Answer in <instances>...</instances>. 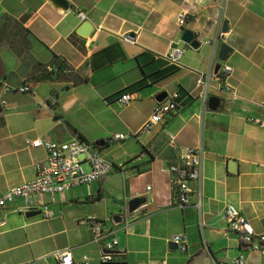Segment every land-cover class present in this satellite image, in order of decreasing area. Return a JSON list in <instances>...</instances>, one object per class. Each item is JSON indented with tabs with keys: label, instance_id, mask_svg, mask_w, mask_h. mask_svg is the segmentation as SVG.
Instances as JSON below:
<instances>
[{
	"label": "crops",
	"instance_id": "0c3cea01",
	"mask_svg": "<svg viewBox=\"0 0 264 264\" xmlns=\"http://www.w3.org/2000/svg\"><path fill=\"white\" fill-rule=\"evenodd\" d=\"M64 1L66 8L52 0H0V192L35 177V164L46 157L42 147L30 145L35 140L65 142L79 134L89 144L102 142L98 153L114 169L55 196L49 219H25L14 205L0 209V264H57L55 252L66 249L77 262L85 257L99 264L90 216L113 231L123 264H228L239 254L246 264H264L263 255L240 246L224 219L232 205L250 233L264 231V128L247 121L264 119V0ZM181 11L189 20L179 28ZM85 21L92 31L82 38L76 30ZM183 30L201 47L170 65L163 55L181 45ZM124 34L135 44L122 42ZM222 45L230 50L228 84L239 98L232 104L215 90ZM60 59L70 72L48 73ZM200 75L208 80L207 99L220 100L214 112L196 85ZM22 84L36 95L4 92L5 85ZM174 92L182 98L176 114L149 134L105 144L114 134L138 131L155 97ZM124 94L127 104L118 102ZM198 146L201 179L192 185L191 200L199 199L200 209H181L166 167L175 148ZM229 160L236 162L235 173L227 170ZM140 197L145 204L128 214V201ZM116 216L121 223H113ZM173 234L187 236L186 254L169 250Z\"/></svg>",
	"mask_w": 264,
	"mask_h": 264
},
{
	"label": "built area",
	"instance_id": "2783aa9c",
	"mask_svg": "<svg viewBox=\"0 0 264 264\" xmlns=\"http://www.w3.org/2000/svg\"><path fill=\"white\" fill-rule=\"evenodd\" d=\"M187 12L181 11L176 16V25L182 28L189 20ZM80 22L85 17L82 13L77 15ZM122 42L130 45L135 44L134 37L124 34L121 37ZM205 44H209L206 42ZM187 45L175 44L169 52L163 55V59L170 65H178L181 59L186 55ZM63 63V60L60 59ZM219 71L220 85L215 88L217 92H224L227 99L223 103L232 104L239 100L233 88L228 84V79L232 75V68L224 63H220ZM57 71L56 66H49L48 73ZM70 72V68L64 65L63 73ZM196 85L203 89L202 97L207 101V91L210 89L208 80L199 76ZM16 91L20 94H27L31 97L36 95L35 89L29 84H22L16 87L4 86V92ZM130 96L124 94L118 99L119 103L127 104ZM55 101L54 94L49 97V102ZM182 98L174 92L167 95L160 102L155 103L151 116L136 132L126 134H114L105 140V144H115L131 138H137L141 134H149L153 127L158 125L165 116L176 114L181 106ZM249 123L264 128V119L249 117ZM171 139V137H170ZM32 147H42L46 157L34 166L35 177L28 181L15 186H11L3 192H0V209L14 205V212L24 215L27 212L40 211V216L45 219L52 217L49 205L54 202L55 196H62L66 191L77 186H89L94 182L100 181L107 177L114 169V166L103 158L97 150V146L89 144L79 134L75 135L68 141H42L35 140L30 143ZM203 151L198 147H177L175 148L174 158L168 162L166 170L170 176V186L173 190L176 207L184 208L192 206L197 210L200 209L199 199L192 202L191 196L194 194L192 185L199 183L201 179ZM87 165V170L83 168ZM147 190H150L147 187ZM199 198V195H198ZM127 211V209H126ZM224 219L228 224L229 231L235 235L240 246L250 252L259 253L264 256V231L260 234H252L247 229L245 222L240 216L239 210L232 205H227L224 210ZM5 219L0 220V226ZM86 224L89 226L92 243L99 248V264H123L117 257V240L114 238L111 229L104 228L101 221L94 217H88ZM201 224V223H200ZM177 247L180 254L187 253L188 239L185 234H173L170 239ZM54 257L57 264H90V261L83 257L81 261L73 259L70 250H61L55 252ZM228 264H246V259L242 254L237 255Z\"/></svg>",
	"mask_w": 264,
	"mask_h": 264
},
{
	"label": "water",
	"instance_id": "95a60500",
	"mask_svg": "<svg viewBox=\"0 0 264 264\" xmlns=\"http://www.w3.org/2000/svg\"><path fill=\"white\" fill-rule=\"evenodd\" d=\"M59 6L66 8V3L64 0H52ZM227 30V26L224 23L222 26V31L225 32ZM92 31V26L89 24V22L85 21L83 22L78 29L76 30V34L82 38H87ZM180 43L187 45L192 50H198L201 47V42L195 37V34L191 32L190 30H183L180 36ZM230 53V50L225 45L220 46L217 59L219 62L224 63L226 61V58L228 54ZM221 69V65L218 64L215 68V73L219 72ZM166 98L165 93H161L158 96L155 97V102L160 103ZM206 106L209 111H216L220 107V100L216 97H209L207 99ZM103 143L98 142L95 143V146H101ZM227 170L229 173H235L236 172V162L234 160H229L227 163ZM143 204H145V198H134L128 201L127 203V213L131 214L137 211ZM40 216V211H34V212H27L24 214L25 219H31ZM113 223L118 224L122 222V217L116 216L112 218ZM169 250H177V247L175 244L170 243L168 245Z\"/></svg>",
	"mask_w": 264,
	"mask_h": 264
},
{
	"label": "rangeland",
	"instance_id": "374dc122",
	"mask_svg": "<svg viewBox=\"0 0 264 264\" xmlns=\"http://www.w3.org/2000/svg\"><path fill=\"white\" fill-rule=\"evenodd\" d=\"M4 21V20H3ZM3 21H0L1 23H0V25H2V24H4V23H2ZM7 22V20H5V23ZM9 23V26H14V27H20L21 25L19 24V23H11V22H8ZM190 48H187V51L189 50ZM10 92H14V91H10ZM90 142V144H92V145H94V142H92V141H89ZM83 168L84 169H86L87 170V168H88V166L87 165H83Z\"/></svg>",
	"mask_w": 264,
	"mask_h": 264
},
{
	"label": "trees",
	"instance_id": "16d2710c",
	"mask_svg": "<svg viewBox=\"0 0 264 264\" xmlns=\"http://www.w3.org/2000/svg\"><path fill=\"white\" fill-rule=\"evenodd\" d=\"M60 63H57L55 66L57 67V76H62L63 75V69H64V65L61 61H59Z\"/></svg>",
	"mask_w": 264,
	"mask_h": 264
}]
</instances>
